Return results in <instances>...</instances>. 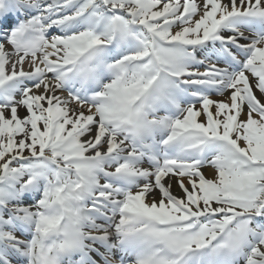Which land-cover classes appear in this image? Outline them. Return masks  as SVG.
Instances as JSON below:
<instances>
[{
    "label": "snow or ice",
    "instance_id": "1",
    "mask_svg": "<svg viewBox=\"0 0 264 264\" xmlns=\"http://www.w3.org/2000/svg\"><path fill=\"white\" fill-rule=\"evenodd\" d=\"M0 264H264V0H0Z\"/></svg>",
    "mask_w": 264,
    "mask_h": 264
}]
</instances>
